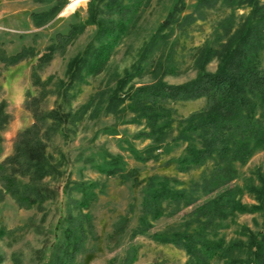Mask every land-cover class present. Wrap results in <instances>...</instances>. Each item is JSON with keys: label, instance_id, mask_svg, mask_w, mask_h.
<instances>
[{"label": "rangeland", "instance_id": "374dc122", "mask_svg": "<svg viewBox=\"0 0 264 264\" xmlns=\"http://www.w3.org/2000/svg\"><path fill=\"white\" fill-rule=\"evenodd\" d=\"M58 1L0 0V104H3L7 117L5 126L0 129V161L12 153L17 132L33 121L29 107L33 97L39 100L40 94L43 95L40 104L47 108L62 101L58 78L66 79L67 60L84 49L95 30V24H87L64 52L56 51L49 63L38 68L41 78L52 75V80L43 90L32 76L38 55L54 41L56 32L68 30L70 23L85 20L91 12V0L81 1L74 9L69 8L70 0H64L50 18H44L40 25L35 24L33 12L45 11ZM92 2L96 3L95 0ZM173 2L150 0L115 46L104 69L87 76V81L80 85V90L71 99L72 109L87 102L90 96L93 102L81 118L75 119V123L64 121L60 131L52 133L48 140L47 152L60 170L43 178L50 187L49 197L42 204L22 206L3 190L0 181V229H3L0 264H52L62 255L64 248L66 264H186L187 255L183 248L172 242L156 240L153 233L186 229L192 222L187 213L192 207L175 213L166 212L152 219L149 217L151 226L141 232L142 198L145 180L150 174L175 176L181 181L179 184H184L191 178H197L202 167L178 170L175 158L182 154L185 143L174 142L170 137L167 138L169 145L155 151L157 157L146 159L144 149L151 140L140 132L148 128L146 121L137 117L128 104L129 98L114 112L105 109L108 92L116 78L132 68L142 46L167 16ZM193 3L194 0H186L184 11L191 10ZM247 10L248 7H240L235 12L239 14ZM224 11L218 6L210 8L204 17L197 18L185 30L175 27L170 40L176 39L172 53L176 71L165 74L163 80L181 83L196 75L195 52L210 38ZM23 46L32 47L34 54L10 61L11 55ZM160 53L157 50L155 56ZM163 59L164 55L161 59L164 65L166 61L163 63ZM206 68H217L216 56L206 64ZM159 71L147 67L143 73L134 75L131 82L135 85L151 83L158 78L156 73ZM166 104L173 110L175 129L172 134L176 135L178 121L204 106L205 98L168 101ZM68 107L62 104L64 110ZM134 152L140 155L137 157ZM108 153L120 154L125 168L135 167L141 182L137 185L131 178L108 175L91 165L92 161L107 165ZM236 165L237 175L228 184L235 187L232 195L242 202H256L248 185L259 184L258 174L264 175V146H258L244 164ZM69 180L96 183L95 195L86 206H78L80 191L64 188ZM77 219L83 223V228L75 225ZM263 223L264 212L261 210L240 212L227 207L226 215L217 225L210 227L223 234L227 248L221 257L211 259L210 264H255L248 245L254 235L262 231ZM73 226L70 230L69 227ZM74 241H77V246L73 248Z\"/></svg>", "mask_w": 264, "mask_h": 264}, {"label": "trees", "instance_id": "16d2710c", "mask_svg": "<svg viewBox=\"0 0 264 264\" xmlns=\"http://www.w3.org/2000/svg\"><path fill=\"white\" fill-rule=\"evenodd\" d=\"M63 1L59 0L45 11L33 12L35 24L40 25L44 18H50L59 10ZM95 1H90L91 12L85 20L70 23L68 30L55 33L54 41L46 45L34 65L33 81L41 84L44 90L52 80V75L43 79L38 68L49 63L56 51L64 52L87 24H95L92 37L84 49L67 60L66 79L58 78L62 101L47 108L40 104L43 95L40 94L39 100L33 97V102L29 104L33 121L17 132L12 153L0 161L3 190L13 196L19 205L42 204L49 197L50 187L43 182V178L59 170L58 164L53 163L46 149L51 134L60 131L64 121L75 123V119L87 112L93 102L92 96L75 109L71 108V99L80 90V85L87 81V76L96 75L104 69L115 46L150 2ZM186 5V0H174L167 16L142 46L132 68L116 78L108 92L105 109L114 112L129 98L128 104L137 117L146 121L148 128L140 132L151 140L144 149L146 159L157 157L155 151L169 145L167 138L170 137L174 142L185 143L182 154L175 158L178 170L202 167L197 178H191L184 184H179L181 181L175 176L157 173L146 178L141 232L149 229L150 219L191 206L187 212L192 220L189 227L155 232L153 237L183 248L187 255L186 264H210L211 259L221 257L227 248L223 234L210 228L226 215L227 207L240 212H264L263 174H258L259 184L248 185L256 202L235 199L232 195L235 187L228 185L237 175L236 164H244L258 146H264V2L194 0L192 9L185 12ZM217 6L225 11L217 20L210 38L195 52L196 75L181 83L163 80L165 74L176 71L172 62L176 39L170 40L175 27L185 30L197 18L204 17L207 10ZM240 7H248L247 12L237 14L235 10ZM227 8L230 11L227 12ZM157 50H160L161 55L155 56ZM30 54H34L33 48L23 46L11 55L10 61L14 62ZM162 55L165 56L164 65ZM215 56L217 68L207 69L206 64ZM147 67L155 72L160 70L156 73L158 78L151 83H132V77L143 73ZM201 97L205 98L204 106L179 120L177 133L173 135V110L166 102ZM63 103L69 105L67 110L62 108ZM3 107L1 103L0 129L7 122ZM134 153L137 157L140 155L139 152ZM107 155V165L95 163L92 158L91 165L108 175L131 178L137 185L141 182L135 167H124L120 154ZM95 186L94 181L69 180L64 188L80 191L78 206H86L95 195ZM77 221L75 225L79 224L83 228V223ZM73 228L69 227L70 230ZM2 234L3 229H0ZM76 246L77 241H74L73 248ZM248 249L255 257V264H264V223L262 231L254 235ZM64 252L65 248L52 264H66Z\"/></svg>", "mask_w": 264, "mask_h": 264}, {"label": "bare ground", "instance_id": "6f19581e", "mask_svg": "<svg viewBox=\"0 0 264 264\" xmlns=\"http://www.w3.org/2000/svg\"><path fill=\"white\" fill-rule=\"evenodd\" d=\"M71 1V3L69 4V8L70 9H74L76 6H78L79 5V3L81 2V1H83V0H70Z\"/></svg>", "mask_w": 264, "mask_h": 264}]
</instances>
